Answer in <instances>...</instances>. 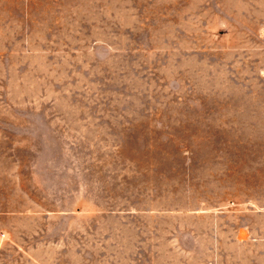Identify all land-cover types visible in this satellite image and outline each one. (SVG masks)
Wrapping results in <instances>:
<instances>
[{"label":"rangeland","instance_id":"374dc122","mask_svg":"<svg viewBox=\"0 0 264 264\" xmlns=\"http://www.w3.org/2000/svg\"><path fill=\"white\" fill-rule=\"evenodd\" d=\"M0 264H264V0H0Z\"/></svg>","mask_w":264,"mask_h":264}]
</instances>
